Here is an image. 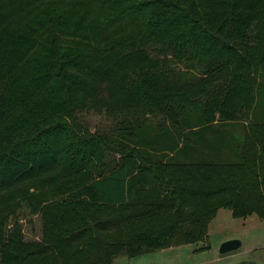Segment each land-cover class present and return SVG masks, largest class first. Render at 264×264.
I'll return each instance as SVG.
<instances>
[{"label":"trees","instance_id":"1","mask_svg":"<svg viewBox=\"0 0 264 264\" xmlns=\"http://www.w3.org/2000/svg\"><path fill=\"white\" fill-rule=\"evenodd\" d=\"M222 207L264 220V0H0V264H113Z\"/></svg>","mask_w":264,"mask_h":264},{"label":"rangeland","instance_id":"2","mask_svg":"<svg viewBox=\"0 0 264 264\" xmlns=\"http://www.w3.org/2000/svg\"><path fill=\"white\" fill-rule=\"evenodd\" d=\"M81 118L93 129L112 123L104 112L96 109L83 112ZM19 215L26 237H40V216L30 214L24 206ZM234 237L240 238L243 244L236 250L222 253L221 243ZM113 264H264V220L256 214L236 217L230 208L222 207L211 221L207 238L133 257L123 255Z\"/></svg>","mask_w":264,"mask_h":264},{"label":"water","instance_id":"3","mask_svg":"<svg viewBox=\"0 0 264 264\" xmlns=\"http://www.w3.org/2000/svg\"><path fill=\"white\" fill-rule=\"evenodd\" d=\"M240 238L234 237L224 240L220 245V251L222 253L229 252L238 249L242 245Z\"/></svg>","mask_w":264,"mask_h":264}]
</instances>
